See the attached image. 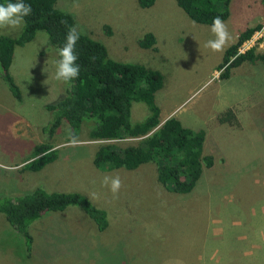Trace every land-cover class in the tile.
Masks as SVG:
<instances>
[{"label":"rangeland","instance_id":"374dc122","mask_svg":"<svg viewBox=\"0 0 264 264\" xmlns=\"http://www.w3.org/2000/svg\"><path fill=\"white\" fill-rule=\"evenodd\" d=\"M55 8L100 42L109 59L158 71L160 124L173 117L202 131L203 155L213 165L203 168L190 193L171 194L155 180L152 165L133 171L94 166L101 143L122 148L138 139L89 141L81 128L80 143L72 146L64 122L51 134L42 132L50 118L43 106L59 99L62 84L55 79L57 58L37 32L14 48L8 70L19 101L0 79V196L35 188L78 193L104 211L106 227L96 231L75 206L44 213L28 226L26 254L23 240L0 215V264H264V63L244 62L225 80L216 70L241 31L264 26L260 0H230L225 23L232 40L222 52L206 47L214 39L211 27L189 20L174 0H155L145 9L135 0H56ZM18 32L0 29L11 38ZM147 33L153 48H140L137 42ZM253 53L264 55V48ZM228 109L235 125L219 124L216 117ZM146 115L143 104L132 103L131 121ZM40 145L58 150L55 161L35 173L20 171ZM106 175L121 178L118 194L103 186Z\"/></svg>","mask_w":264,"mask_h":264},{"label":"trees","instance_id":"16d2710c","mask_svg":"<svg viewBox=\"0 0 264 264\" xmlns=\"http://www.w3.org/2000/svg\"><path fill=\"white\" fill-rule=\"evenodd\" d=\"M135 1L139 8L145 9L151 7L155 0ZM174 1L189 20L200 25L211 27L215 17L219 16L224 21L228 17L230 0ZM6 2L0 0V3ZM260 2L264 15V0ZM24 3L31 5L32 13L25 18L16 37L0 35V79L17 101L20 100V92L8 72L14 48L24 46L37 32H42L46 37V48L53 50L58 59L57 50L64 45L68 30L75 26L71 16L55 8L56 0H24ZM259 27L244 29L237 35L236 41L223 51L216 67L218 79H227L229 71L244 62L264 63V55L255 54L253 50L235 55L237 46ZM154 43L150 33L144 34L137 42L143 49L153 48ZM75 51L79 57V76L71 87L61 82L59 99L43 106L50 118L42 132L51 134L60 122H64L76 137L83 128L89 141L138 139L135 145L122 148L101 143L96 148L94 166L102 171H133L143 164L152 165L155 180L167 192L190 193L200 179L203 168H211L213 160L210 155H203L202 131L186 128L173 117L160 124L155 94L162 88V75L140 64L109 59L106 48L83 33ZM132 103L144 105L147 115L143 120H130ZM216 121L235 125V118L229 109L219 114ZM57 155L58 150H52L49 145L36 146L33 156L19 170L38 172L55 161ZM69 206L80 208L96 231L102 232L106 227L104 211L95 208L78 193L46 192L35 188L22 196H0V215L21 237L26 254L30 251L32 240L28 226L44 213L62 212Z\"/></svg>","mask_w":264,"mask_h":264},{"label":"clouds","instance_id":"9594fccd","mask_svg":"<svg viewBox=\"0 0 264 264\" xmlns=\"http://www.w3.org/2000/svg\"><path fill=\"white\" fill-rule=\"evenodd\" d=\"M31 13V5L24 3V0H7L6 3H0V29L20 30L25 23V18ZM210 31L214 35V39L208 40L206 47L214 52H222L232 40L228 25L217 16L213 19ZM80 36L78 28L71 27L66 34L64 45L57 50L58 59L54 61L55 79L68 84L69 87L72 86V82L78 78L80 73V66L77 63L79 57L75 51ZM68 142L72 146L80 143L76 135L71 132H69ZM102 184L109 187L114 195L118 194L122 187L119 175L104 176Z\"/></svg>","mask_w":264,"mask_h":264},{"label":"built area","instance_id":"2783aa9c","mask_svg":"<svg viewBox=\"0 0 264 264\" xmlns=\"http://www.w3.org/2000/svg\"><path fill=\"white\" fill-rule=\"evenodd\" d=\"M264 48V26L255 29L249 38L241 42L236 48V56L248 51H258Z\"/></svg>","mask_w":264,"mask_h":264}]
</instances>
